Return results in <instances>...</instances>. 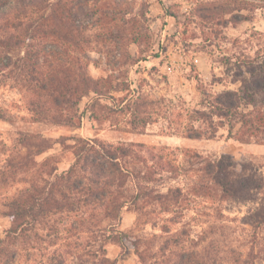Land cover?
<instances>
[{
  "label": "rangeland",
  "instance_id": "rangeland-1",
  "mask_svg": "<svg viewBox=\"0 0 264 264\" xmlns=\"http://www.w3.org/2000/svg\"><path fill=\"white\" fill-rule=\"evenodd\" d=\"M40 1L46 8L37 10L30 6L34 0H25L29 24L46 16L49 5L56 2ZM63 3H71L72 19L77 17L85 27L80 49L59 44L60 49H67L64 62L70 65L69 57L78 58L95 91L78 101V127L52 124L46 116L39 118L37 108L31 106L45 100L44 93L34 91L45 67L43 53L34 42L24 41L4 55L0 239L13 226L8 216L12 203L38 197L45 184L53 182L55 175L42 173L44 161L51 157L58 172L72 163L69 148L54 142L80 137L137 151L140 146L165 165L152 175V182L142 183L141 190L130 187L134 199L122 209L115 227L128 238L122 239V249L120 236L106 235L103 248L109 260L115 264H199L205 244L215 241L218 257H225L231 247L243 253L252 248L258 264H264V134L242 143L238 118L213 115L215 100L224 94L232 97L238 106L233 111L240 114L253 109L242 99L247 94L254 93V105H261L260 92L251 85L264 86V0ZM2 5L0 1L1 11ZM99 8L108 16L100 17ZM30 51L38 53L39 72H33V64L26 59ZM71 68L74 72V65ZM73 104L69 101V107ZM26 135L52 143L51 149L35 157V167L19 165L28 153L20 143ZM66 144L72 145V139ZM142 157L151 163L145 153ZM214 166L219 167L217 175L208 174ZM216 179L226 192L220 193ZM53 213L45 218L47 226L39 220L34 230L11 238L19 256L10 264H54L58 252L62 253L58 250L62 240L75 242L78 230L71 228L76 222L73 215ZM136 240L134 247L131 242ZM66 264L76 262L67 260Z\"/></svg>",
  "mask_w": 264,
  "mask_h": 264
},
{
  "label": "trees",
  "instance_id": "trees-1",
  "mask_svg": "<svg viewBox=\"0 0 264 264\" xmlns=\"http://www.w3.org/2000/svg\"><path fill=\"white\" fill-rule=\"evenodd\" d=\"M0 1L4 7V10H0V71L5 68L2 60L9 48H17L24 44V41L34 42V46H38L39 52L43 53L45 58L42 77L35 81L34 91L44 93L45 100L41 105L38 101L32 102L31 106L37 108L34 110L38 117L46 116L45 118H48L52 124L78 127V101L82 96L95 90L84 76L78 58L69 57L70 65L64 62L68 58L67 49H60L59 44L80 49L84 43L83 21H76L77 17L72 19L71 3L61 4V0H56L49 5L46 16L42 14L29 24L25 18L29 3L25 0ZM30 6L37 10L41 7L46 8L40 0H34ZM97 13L100 17L108 16V13L100 8ZM26 59H30L33 64V72H39L38 53L30 51L26 54ZM73 65L74 72L71 68ZM251 87L256 89V92H260L261 99L258 104L261 105L260 107L254 105V93L252 96L247 94L242 99L245 105L253 107L250 112L240 114L233 111L237 110L238 106L230 95L224 94L215 100L216 113L213 115L239 119L242 143L248 142L250 138L257 137L260 133L264 134L261 128L264 124V109H257L264 106V86L252 82ZM69 101L74 103L72 108L69 107ZM68 139H72V145L66 144ZM20 143L27 148L28 153L23 156V162L26 163L20 162L19 165L27 168L35 167V157L52 147L49 139L36 135L22 136ZM54 143H59L63 149L69 148L72 163L67 169L58 172L56 161H53L56 164L52 165V158L46 159L42 173L55 175L53 182L48 186L45 184L39 191L38 197L31 196L26 200L12 203L8 216L13 226L7 231L6 238L0 239V264H10L19 256L14 250L11 238L15 235L20 237L27 230H34L33 224L39 220L47 226L48 222L45 218L51 212L60 216L73 215L76 222L71 224V228L74 226V230H78L75 242L62 240L61 245L58 246V250L62 253L58 252L54 264H66L67 260H74L76 264H115V260L111 261L106 257L103 243L107 238L106 235L116 233L121 239L120 247L124 248L122 239L128 237L118 232L115 227L120 222L122 209L134 199L130 187L141 190L142 183L152 182V175H158L165 165L161 163V158L149 150H143L140 146L138 147L141 151H137L132 146L108 145L95 139L86 140L80 137H61ZM140 152L148 156L150 164ZM218 170L219 167L214 166L207 173L217 175ZM216 183L221 189L220 193L226 192L227 188H224L218 179ZM148 195L149 193H145L144 196ZM35 201L39 202L35 203ZM94 202L98 205L92 206ZM103 221L107 224L102 225ZM54 244L56 243L51 245ZM131 244L136 247L137 240ZM216 246L215 241L205 244L199 264H258V257L253 253L252 248L249 252L243 253L237 247H231L225 257H218L215 254ZM142 264H146L145 261Z\"/></svg>",
  "mask_w": 264,
  "mask_h": 264
}]
</instances>
